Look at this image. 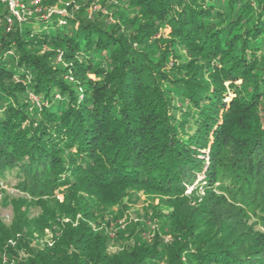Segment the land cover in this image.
<instances>
[{"label":"trees","instance_id":"1","mask_svg":"<svg viewBox=\"0 0 264 264\" xmlns=\"http://www.w3.org/2000/svg\"><path fill=\"white\" fill-rule=\"evenodd\" d=\"M32 1H0V179L63 200L0 224V264H264V0ZM134 192L155 231L110 251Z\"/></svg>","mask_w":264,"mask_h":264},{"label":"rangeland","instance_id":"2","mask_svg":"<svg viewBox=\"0 0 264 264\" xmlns=\"http://www.w3.org/2000/svg\"><path fill=\"white\" fill-rule=\"evenodd\" d=\"M34 1L35 0H33L32 3H34ZM15 2L17 4L15 10L18 16L15 17L18 21H22L25 13L24 9H22L23 4H21L20 0H15ZM41 2L42 1L39 0L38 4H41ZM42 8L43 7L39 5L35 11L41 10ZM46 8V11L49 13L60 9L55 5H49ZM65 9L66 11H60V13L63 15L72 13V9H68V12L67 7H65ZM94 9L98 10L99 7L95 6L91 8V10ZM44 17H46V15H44ZM36 20L38 21L39 17H37ZM19 181L20 178L15 172L0 179V224L8 229L10 233H13V237H16L18 241L23 238L22 230H26V227L16 231L12 230L16 224L17 215L23 213L26 221L31 222V220L44 215L46 209H54L57 200H63L61 193H56L52 197L34 196L23 189L21 185H19ZM152 201L150 196H146L142 192H134L131 196H126L120 200V202L106 208L105 222L103 224H97L96 226L92 224L95 231L102 229L108 234L111 239V244L109 246L110 251H115L123 247L126 238L132 239L137 233L144 234L147 236L146 238H150L147 232L141 231V225L144 224L149 230L155 231V216L158 214L160 206H154L158 203L157 199L153 201V205H151ZM59 219H63L62 215L59 216ZM65 221L67 220L65 219ZM42 228L43 230L41 232L39 229L31 227L33 236L31 246L43 248L45 245L52 246L55 242L54 233L46 227ZM7 243L12 247L13 253H15L13 256L14 258H19L27 254L25 253L24 246H14V244L18 245L14 239H9Z\"/></svg>","mask_w":264,"mask_h":264},{"label":"built area","instance_id":"3","mask_svg":"<svg viewBox=\"0 0 264 264\" xmlns=\"http://www.w3.org/2000/svg\"><path fill=\"white\" fill-rule=\"evenodd\" d=\"M1 1L8 5L9 9L11 10V12L14 16H17V12L15 10V7L17 6V4H16L15 0H1ZM38 1L39 0H35L34 3L38 4ZM66 6H67V4H66ZM62 11H65V10L63 9ZM11 22H12L11 17H7L6 29H5L6 31L10 30Z\"/></svg>","mask_w":264,"mask_h":264}]
</instances>
